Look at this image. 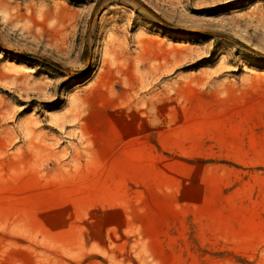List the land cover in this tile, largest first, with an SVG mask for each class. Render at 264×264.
<instances>
[{
    "label": "rangeland",
    "instance_id": "obj_1",
    "mask_svg": "<svg viewBox=\"0 0 264 264\" xmlns=\"http://www.w3.org/2000/svg\"><path fill=\"white\" fill-rule=\"evenodd\" d=\"M0 264H264V0H0Z\"/></svg>",
    "mask_w": 264,
    "mask_h": 264
}]
</instances>
